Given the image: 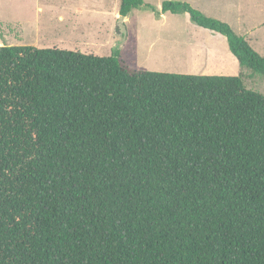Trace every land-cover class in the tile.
Listing matches in <instances>:
<instances>
[{"label": "trees", "instance_id": "16d2710c", "mask_svg": "<svg viewBox=\"0 0 264 264\" xmlns=\"http://www.w3.org/2000/svg\"><path fill=\"white\" fill-rule=\"evenodd\" d=\"M151 9L224 36L264 80L228 24L185 2ZM2 41L0 264H264V95L242 75Z\"/></svg>", "mask_w": 264, "mask_h": 264}, {"label": "rangeland", "instance_id": "374dc122", "mask_svg": "<svg viewBox=\"0 0 264 264\" xmlns=\"http://www.w3.org/2000/svg\"><path fill=\"white\" fill-rule=\"evenodd\" d=\"M165 1L188 3L228 24L264 57V0H142L125 19V38L116 33L120 0H0L2 44L117 55L135 71L242 75L247 89L264 95L262 77L239 65L224 36L198 27L187 14L157 17L151 8L160 11Z\"/></svg>", "mask_w": 264, "mask_h": 264}, {"label": "water", "instance_id": "95a60500", "mask_svg": "<svg viewBox=\"0 0 264 264\" xmlns=\"http://www.w3.org/2000/svg\"><path fill=\"white\" fill-rule=\"evenodd\" d=\"M125 19L126 18L124 16H119V21H118V24L116 26V33L119 36H123L124 38L126 37V28H125V24H124Z\"/></svg>", "mask_w": 264, "mask_h": 264}]
</instances>
